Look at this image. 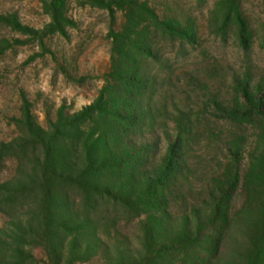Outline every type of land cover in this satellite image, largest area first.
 I'll use <instances>...</instances> for the list:
<instances>
[{"label":"rangeland","instance_id":"1","mask_svg":"<svg viewBox=\"0 0 264 264\" xmlns=\"http://www.w3.org/2000/svg\"><path fill=\"white\" fill-rule=\"evenodd\" d=\"M51 1L0 0V19H6L0 20V145L22 138L19 122L26 104L37 123L46 126L48 115L54 118L61 107L70 117L97 99L111 72L113 36L123 33L133 1L136 25L125 50L133 57L145 45L153 54L136 56L138 74L150 81L139 100L147 122L130 137L144 147L136 184L144 181L145 186L157 177L169 144L180 130L186 137L183 172L165 187L167 207L154 211L160 220L154 250L145 244L148 214H132L100 231L103 243L94 257L72 264H108L117 243L126 245V259L144 258L145 264L163 243L173 245L176 234L194 238L197 222L218 206L225 207L221 215L235 233L220 251L229 262L245 264L239 255L242 245L248 249L244 238L264 227V199L245 182L252 164L264 165V118L244 117L248 103L243 96L246 88L264 91V0H66L64 17L71 24L61 33L48 31ZM118 2L124 8L115 6ZM14 20L21 28L13 26ZM18 166L12 157L2 159L0 185L18 175ZM137 195L134 186L135 204ZM7 222L0 211V231ZM205 232L210 242L218 234L213 227ZM30 250V264H51L42 245ZM188 252L168 256L172 264H193ZM217 258L198 264H219Z\"/></svg>","mask_w":264,"mask_h":264},{"label":"trees","instance_id":"2","mask_svg":"<svg viewBox=\"0 0 264 264\" xmlns=\"http://www.w3.org/2000/svg\"><path fill=\"white\" fill-rule=\"evenodd\" d=\"M65 1L52 0L46 8L52 17L48 25L50 33H61L65 25L71 24L64 17ZM135 3L130 5L123 33L113 36L111 72L97 99L70 117L64 115L61 107L54 118L49 119L48 115L46 126L37 123L26 104L24 120L19 122L22 138L0 145V163L4 157H12L19 163L18 175L0 185V211L8 218L0 231V264H30L34 260L30 248L36 244L43 246L51 264L87 261L101 248V230L107 232L116 226L118 219L127 220L129 215L144 212L148 214L143 225L145 244H151L154 250L160 225L154 211L167 207L165 187L183 172L186 137L185 131L180 130L169 144L157 177L148 178L145 186L144 181L136 184L135 171L140 168L144 147L136 146L130 137L147 122L139 100L150 82L146 75L138 74L136 56L153 54L145 45L136 49L133 57L125 50L135 30ZM115 4L120 9L125 6L121 2ZM98 5L111 8L113 4ZM144 12L157 19L152 10L144 7ZM13 26L21 28L16 20ZM23 30L33 33L29 28ZM243 96L248 103L244 117L248 121L253 115L264 118V91L251 92L246 88ZM245 182L253 185L264 199V165L252 164ZM134 186L138 187L136 204L131 200ZM231 195L229 192L224 196L226 204ZM224 212L225 207H214L211 218L208 217L212 222L208 224V218L197 222L194 238L176 234L173 245L163 243L145 264H172L169 253L176 255L184 249L189 250L186 259L191 258L193 264L217 256L219 264H233L235 261L229 262L225 251H220L235 235L232 225L221 215ZM209 227L218 231L211 242L210 234L205 232ZM230 227L232 233L227 232ZM262 228L244 238L249 244L247 251L242 241L239 255L245 264H264ZM125 246L117 243L114 252H109L107 263L144 264V258L126 259L122 249Z\"/></svg>","mask_w":264,"mask_h":264}]
</instances>
